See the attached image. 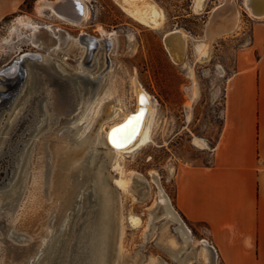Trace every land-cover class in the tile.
I'll return each instance as SVG.
<instances>
[{"label":"bare ground","instance_id":"6f19581e","mask_svg":"<svg viewBox=\"0 0 264 264\" xmlns=\"http://www.w3.org/2000/svg\"><path fill=\"white\" fill-rule=\"evenodd\" d=\"M114 2L145 27L159 30L164 25V11L155 0ZM206 5L207 0H196V14L200 15ZM244 6L253 18L264 19V0H244ZM35 8L41 17L49 13L72 26L87 21L90 13L84 0H39ZM240 20L235 0H223L211 13L205 39L195 41L197 61L208 62L211 43L234 34ZM23 30L31 31L29 40L37 51H24L15 58L16 62L27 58V69L25 81L7 110L14 111L20 97H26L15 109L7 130L3 126L0 129V167H5L0 170V187L4 186L0 190V264H105L112 202L102 166L92 173L86 159L91 156L92 165L97 166L101 147L107 148L109 157L114 160L151 143L157 103L136 78L133 79L134 112L97 97L104 81L103 73L112 66L114 34L100 28L101 36L81 31L74 38L62 34L61 28L54 30L28 16H19L13 21L10 37L22 36ZM188 42L187 34L180 29L165 34V48L175 64L184 62ZM11 43L4 40L0 45L11 50ZM65 44L78 58V69L74 73L50 57L51 51L60 50ZM42 49L47 53L40 52ZM102 55L106 58V69L101 74L91 73V69L101 64ZM5 68L7 66L0 71ZM5 75L12 88L10 81H16L20 75L18 66L6 70ZM96 102L99 108L93 124L82 126ZM4 108V94L0 92V114ZM109 116L110 119L121 118L120 123L111 126L105 134L100 129L96 131ZM194 143L204 146L197 139ZM135 177L144 180L142 175ZM152 179L159 187L161 209L177 223L176 231L184 246L191 245V230L170 204L158 177ZM116 183L125 189L130 187L123 179ZM74 209L80 212L79 218L83 215L85 218L73 228L69 212ZM200 243L206 264H216L209 242L201 240Z\"/></svg>","mask_w":264,"mask_h":264},{"label":"rangeland","instance_id":"374dc122","mask_svg":"<svg viewBox=\"0 0 264 264\" xmlns=\"http://www.w3.org/2000/svg\"><path fill=\"white\" fill-rule=\"evenodd\" d=\"M38 1L27 0L19 12L6 18L0 25V43L9 40L13 45L11 50L0 45V69L11 63L21 52L37 51L29 40L30 30H23L22 36L10 37L13 21L19 16H28L40 25L48 24L54 30L61 28L62 34L74 38L81 31L101 36L99 30L102 28L114 34V47L110 54L112 66L107 73H103L106 68L103 55L101 64L91 69V73L104 74L97 97L111 100L127 112H134L136 91L133 79L136 78L157 103L151 143L131 154L115 157L114 160L109 157L108 149L101 147L97 166L92 165L91 156L86 159V165L91 167L92 173H96L94 170L102 166L112 202L105 264H151L153 261L155 264H206L200 253V241L209 242L208 232L204 226L189 222L177 209L175 177L181 166L198 159L200 150L194 139L205 137L214 145L219 136L223 124L224 88L235 64V51L248 42V35L236 40L235 32L215 39L211 43L209 61L201 63L197 61L195 41L205 39L211 13L223 0H207L206 8L200 15L195 12L196 0H155L166 17L159 30L134 21L114 0H84L89 7V19L77 26L65 24L49 13L44 17L39 16L35 8ZM235 2L241 12L237 32L244 26L245 32L250 33L251 24L260 20L249 15L244 0ZM175 29L184 31L189 39L182 64L172 61L164 44L165 34ZM40 52L47 53V50L42 49ZM50 57L56 63L64 64L70 73L78 69V58L66 44L60 50L51 51ZM1 89H4L3 86ZM213 96L218 97L216 106H210L209 103ZM25 97L21 96L19 102L15 103L16 108L23 104ZM98 108L96 102L82 126L88 124L87 127H91ZM15 109L11 112L7 108L3 110L0 114V129L3 126L7 130ZM120 121L121 118L105 117L96 131L100 129L105 134V131ZM31 139L35 140V136ZM4 168L1 166L0 170ZM136 175H142L144 180L137 179ZM153 176L158 177L159 185L163 187L170 204L191 230V245L184 246L176 231L177 223L161 209L158 203L159 187L152 179ZM122 179L130 183L129 188L125 189L116 183ZM69 213L73 218V228L74 224H81L85 218L84 215L79 218L80 212L76 209ZM215 256L216 264H222L216 252Z\"/></svg>","mask_w":264,"mask_h":264},{"label":"crops","instance_id":"0c3cea01","mask_svg":"<svg viewBox=\"0 0 264 264\" xmlns=\"http://www.w3.org/2000/svg\"><path fill=\"white\" fill-rule=\"evenodd\" d=\"M26 1L0 0V25ZM235 35H248V42L235 51L221 132L214 145L197 139L204 146L194 163L179 168L175 204L206 228L222 264H264V19ZM217 102L210 97V106Z\"/></svg>","mask_w":264,"mask_h":264},{"label":"water","instance_id":"95a60500","mask_svg":"<svg viewBox=\"0 0 264 264\" xmlns=\"http://www.w3.org/2000/svg\"><path fill=\"white\" fill-rule=\"evenodd\" d=\"M27 58H22L19 62H16V59L13 60L11 63L7 65V68L0 71V92L4 94V104L6 109L8 105L11 104L12 100L17 95L18 91L22 87L24 81H25V67L27 65ZM13 66H18L19 68V77L16 79V81H10L12 82V88L8 85V78L5 75V71L10 69ZM14 82V83H13ZM1 86H3L4 89H1ZM212 250L213 247L211 246Z\"/></svg>","mask_w":264,"mask_h":264},{"label":"built area","instance_id":"2783aa9c","mask_svg":"<svg viewBox=\"0 0 264 264\" xmlns=\"http://www.w3.org/2000/svg\"><path fill=\"white\" fill-rule=\"evenodd\" d=\"M213 247V246H212ZM213 249H214V247H213ZM214 251H215V249H214ZM216 252V251H215Z\"/></svg>","mask_w":264,"mask_h":264},{"label":"flooded vegetation","instance_id":"af4514ba","mask_svg":"<svg viewBox=\"0 0 264 264\" xmlns=\"http://www.w3.org/2000/svg\"><path fill=\"white\" fill-rule=\"evenodd\" d=\"M106 69V68H105Z\"/></svg>","mask_w":264,"mask_h":264}]
</instances>
